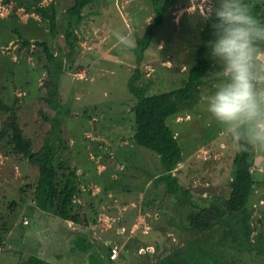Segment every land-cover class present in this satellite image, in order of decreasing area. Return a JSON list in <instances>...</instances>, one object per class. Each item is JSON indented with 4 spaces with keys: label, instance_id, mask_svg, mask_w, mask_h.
I'll return each instance as SVG.
<instances>
[{
    "label": "rangeland",
    "instance_id": "rangeland-1",
    "mask_svg": "<svg viewBox=\"0 0 264 264\" xmlns=\"http://www.w3.org/2000/svg\"><path fill=\"white\" fill-rule=\"evenodd\" d=\"M24 1L0 0V98L16 105L34 151L52 128L43 115L61 123L58 135L66 146L61 157L76 170L80 187L75 199L80 222L38 208L37 166L10 153L0 138V264H19L31 256L54 264H90V252L107 264H264L257 251H241L224 239L223 226L203 233L192 229L188 216L195 206L180 203L156 182L163 172L160 156L133 139L136 98L128 81L137 67V37L155 21L152 0H85L71 17L67 11L76 0H36L38 6L52 5L56 32ZM244 3L264 22V0ZM214 4L176 0L164 14L140 65L137 85L147 88V95L187 83ZM22 39L46 40L57 56L56 111L44 99L48 61L39 46H23ZM259 48L264 59V44ZM219 78L213 61L197 86L194 104L167 121L183 150L175 172L195 203L227 198L231 191L238 147L206 111L205 98ZM7 117L0 108V127ZM252 150L254 186L247 220L254 242L264 233V150ZM81 234L91 243L87 253L77 249ZM113 246L118 247L115 259Z\"/></svg>",
    "mask_w": 264,
    "mask_h": 264
},
{
    "label": "trees",
    "instance_id": "trees-1",
    "mask_svg": "<svg viewBox=\"0 0 264 264\" xmlns=\"http://www.w3.org/2000/svg\"><path fill=\"white\" fill-rule=\"evenodd\" d=\"M85 0H76L73 7L68 9L69 17L77 5L80 9ZM176 0H152L156 11L155 21L152 22L141 37H137L134 52L137 55V67L128 81V89L136 98L133 107L135 115V132L133 139L136 143L156 152L161 159L163 166L162 174L156 178L157 183H163L166 192L177 198L180 203H192L196 210L189 216V224L195 231L203 233L216 226H223L224 239H230L241 251H257L264 256V233L257 235L256 241L251 240V226L247 220V205L254 186L252 167L255 165V156L252 146L238 147L232 161V175L230 180V195L227 198L215 196L207 199V203H195L192 201L191 192L180 184L175 169L182 159L183 150L176 138L172 128L168 124V118L179 111L193 105L196 99V90L200 80L206 75L213 65L210 56L208 41L213 37L211 23L213 17L208 20L206 28L202 31L203 41L196 52V62L190 68L187 83L178 89L158 94L147 95V88L137 85L142 76L141 62L144 51L149 46L155 29L162 24L164 14L172 7ZM247 0H244V2ZM42 20H48L56 32L57 23L52 5L38 6L36 0H25ZM75 9V10H76ZM72 10V11H71ZM37 45L42 49L48 61V78L43 82L47 88V95L44 96L48 106L55 111L59 103V79L56 71L57 56L49 43L41 40L31 41L22 39V45L28 48ZM0 108L8 113L0 127V138L5 139L10 147V153L27 159L31 164L37 166L39 175L34 190V199L38 208L42 211L53 213L64 220L80 222L75 211L76 196L80 192L77 182V173L68 161L61 157L65 149V139L58 135L61 130L60 122L48 115L44 119L52 126L47 133L43 145L38 151H34L32 140L29 139L20 124L17 107L15 104H7L0 98ZM4 243V236L0 232V246ZM77 249L81 252H89L87 236L81 234L77 240ZM90 264H107L104 258L96 252L89 253ZM19 264H54L38 256H31ZM188 264H196L193 261ZM201 264H208L202 262ZM214 264H221L215 262Z\"/></svg>",
    "mask_w": 264,
    "mask_h": 264
},
{
    "label": "clouds",
    "instance_id": "clouds-1",
    "mask_svg": "<svg viewBox=\"0 0 264 264\" xmlns=\"http://www.w3.org/2000/svg\"><path fill=\"white\" fill-rule=\"evenodd\" d=\"M211 15L208 47L220 78L205 98L206 111L237 147L264 150V22L244 0H215Z\"/></svg>",
    "mask_w": 264,
    "mask_h": 264
},
{
    "label": "built area",
    "instance_id": "built-area-1",
    "mask_svg": "<svg viewBox=\"0 0 264 264\" xmlns=\"http://www.w3.org/2000/svg\"><path fill=\"white\" fill-rule=\"evenodd\" d=\"M118 256V247L117 246H113L112 247V259H115Z\"/></svg>",
    "mask_w": 264,
    "mask_h": 264
},
{
    "label": "crops",
    "instance_id": "crops-1",
    "mask_svg": "<svg viewBox=\"0 0 264 264\" xmlns=\"http://www.w3.org/2000/svg\"><path fill=\"white\" fill-rule=\"evenodd\" d=\"M67 223H70L69 221H67ZM69 225V224H68Z\"/></svg>",
    "mask_w": 264,
    "mask_h": 264
}]
</instances>
